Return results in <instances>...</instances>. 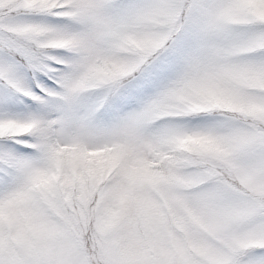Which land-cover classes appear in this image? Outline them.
Listing matches in <instances>:
<instances>
[{
	"label": "snow or ice",
	"instance_id": "1",
	"mask_svg": "<svg viewBox=\"0 0 264 264\" xmlns=\"http://www.w3.org/2000/svg\"><path fill=\"white\" fill-rule=\"evenodd\" d=\"M0 264H264V0H0Z\"/></svg>",
	"mask_w": 264,
	"mask_h": 264
}]
</instances>
